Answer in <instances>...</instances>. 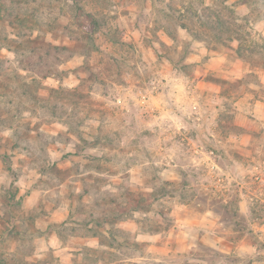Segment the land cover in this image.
<instances>
[{
    "label": "rangeland",
    "instance_id": "374dc122",
    "mask_svg": "<svg viewBox=\"0 0 264 264\" xmlns=\"http://www.w3.org/2000/svg\"><path fill=\"white\" fill-rule=\"evenodd\" d=\"M262 80L264 0H0V264H264Z\"/></svg>",
    "mask_w": 264,
    "mask_h": 264
},
{
    "label": "crops",
    "instance_id": "0c3cea01",
    "mask_svg": "<svg viewBox=\"0 0 264 264\" xmlns=\"http://www.w3.org/2000/svg\"><path fill=\"white\" fill-rule=\"evenodd\" d=\"M200 58H198V61ZM227 57L226 56H221L219 53L216 56H209L203 61L201 64V67L203 69L199 71V75L201 76L210 73L213 75H217L221 72H223V75L225 72H230L229 71V65L227 64ZM264 81V80H262ZM203 82V84H199V86H194L192 89V94H191V100H192V107L196 110L195 113L197 123L200 125H203V123H209V121H213V118L218 116L217 108L215 105H213L212 110L210 107V111L206 109L207 107L204 105L208 104V101L212 102L211 99H214L216 96H219V94H214L213 92H210V89H215L214 85L211 83H206ZM205 85V86H204ZM198 87V88H197ZM205 94V95H204ZM207 96V97H206ZM207 101V102H206ZM206 102V103H205ZM214 103V102H213ZM252 116L255 117L257 121L262 122L264 125V101H255L252 107ZM209 111V112H208ZM214 111H215V116H214ZM253 130L249 129L247 127L243 128V130L240 133V139L241 141L245 142L249 139H252L253 137Z\"/></svg>",
    "mask_w": 264,
    "mask_h": 264
},
{
    "label": "trees",
    "instance_id": "16d2710c",
    "mask_svg": "<svg viewBox=\"0 0 264 264\" xmlns=\"http://www.w3.org/2000/svg\"><path fill=\"white\" fill-rule=\"evenodd\" d=\"M73 3H76V5L79 3L80 0H71Z\"/></svg>",
    "mask_w": 264,
    "mask_h": 264
},
{
    "label": "built area",
    "instance_id": "2783aa9c",
    "mask_svg": "<svg viewBox=\"0 0 264 264\" xmlns=\"http://www.w3.org/2000/svg\"><path fill=\"white\" fill-rule=\"evenodd\" d=\"M144 96V95H143Z\"/></svg>",
    "mask_w": 264,
    "mask_h": 264
}]
</instances>
